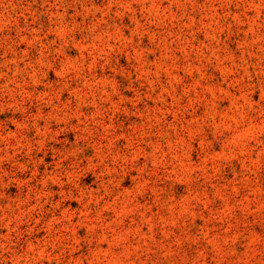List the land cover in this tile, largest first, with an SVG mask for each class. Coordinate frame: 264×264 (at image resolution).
Segmentation results:
<instances>
[{
    "label": "rangeland",
    "instance_id": "374dc122",
    "mask_svg": "<svg viewBox=\"0 0 264 264\" xmlns=\"http://www.w3.org/2000/svg\"><path fill=\"white\" fill-rule=\"evenodd\" d=\"M0 264H264V0H0Z\"/></svg>",
    "mask_w": 264,
    "mask_h": 264
}]
</instances>
